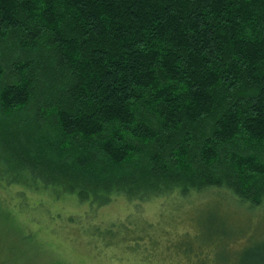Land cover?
Returning a JSON list of instances; mask_svg holds the SVG:
<instances>
[{"label": "trees", "instance_id": "16d2710c", "mask_svg": "<svg viewBox=\"0 0 264 264\" xmlns=\"http://www.w3.org/2000/svg\"><path fill=\"white\" fill-rule=\"evenodd\" d=\"M30 180L91 205L224 188L259 207L264 0H0V185ZM211 229L184 247L237 236ZM240 250L264 264V241Z\"/></svg>", "mask_w": 264, "mask_h": 264}, {"label": "rangeland", "instance_id": "374dc122", "mask_svg": "<svg viewBox=\"0 0 264 264\" xmlns=\"http://www.w3.org/2000/svg\"><path fill=\"white\" fill-rule=\"evenodd\" d=\"M170 196L91 205L31 180L3 183L0 264H241L240 249L264 241V202L249 208L224 188ZM212 227L237 236L222 241L229 247H184Z\"/></svg>", "mask_w": 264, "mask_h": 264}]
</instances>
